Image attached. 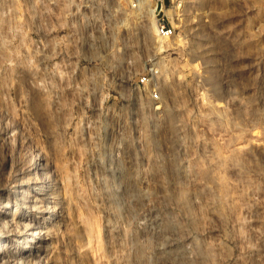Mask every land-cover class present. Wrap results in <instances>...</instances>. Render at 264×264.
Instances as JSON below:
<instances>
[{"label":"rangeland","instance_id":"374dc122","mask_svg":"<svg viewBox=\"0 0 264 264\" xmlns=\"http://www.w3.org/2000/svg\"><path fill=\"white\" fill-rule=\"evenodd\" d=\"M50 2L0 0V221L53 188L1 262L264 264V0H183L167 39L144 0L79 38Z\"/></svg>","mask_w":264,"mask_h":264},{"label":"built area","instance_id":"2783aa9c","mask_svg":"<svg viewBox=\"0 0 264 264\" xmlns=\"http://www.w3.org/2000/svg\"><path fill=\"white\" fill-rule=\"evenodd\" d=\"M48 5H52L50 0ZM112 0H63L65 6L69 7V12L65 13L62 20L64 21V27H61L60 32L62 37L75 36L79 37H93L95 35L102 34L101 31V16L106 17L111 12ZM147 1L152 7V14H156L155 31L161 38H170L174 35L175 25L170 22L167 12L176 10L183 0H144ZM73 8V10H72ZM61 18V16H60ZM101 32V33H100ZM59 56L61 62L65 59L64 56ZM158 76V70L150 68L149 71L143 74L137 80V86L152 85L154 88L150 91V97L153 100H159L160 92L155 87L154 79Z\"/></svg>","mask_w":264,"mask_h":264},{"label":"bare ground","instance_id":"6f19581e","mask_svg":"<svg viewBox=\"0 0 264 264\" xmlns=\"http://www.w3.org/2000/svg\"><path fill=\"white\" fill-rule=\"evenodd\" d=\"M173 20H174V18H173ZM174 25H175V20H174ZM52 190H53V188L48 184H39L36 187H34L33 188L34 195L30 196L29 200H31V201L35 200V201H37V203L35 205H33L32 207H30L28 204H26L24 206V210L26 213L25 214H23L24 212L21 213L20 216H18L17 221H13V222H12V220L0 221V226L3 227L5 232H6V233H0V237L7 236V237L12 238L15 235L13 228L16 229V227L18 228V226L23 227L25 229V231L27 229L30 230L31 227H36L37 229L38 228H45V225L52 219V217L40 215L39 216L40 220H39V218L36 214L39 215V213H44L48 210V199L46 200V195L48 193H51ZM11 192H14L16 194L17 190L16 189L11 190ZM15 194H13V195H15ZM52 197H54V196H51V199H49V203L55 202L56 198H52ZM42 199L46 200V205H43V203H40V202H43ZM23 201H25V199ZM16 209L17 208L11 209V207L9 205H5V206H3V210L0 211V214H9V216H10V214H12V212L17 211ZM32 222H34L35 224L33 223L31 225L30 223H32ZM37 229H35L34 231L31 232L32 239L29 240V241H31V243L34 242L36 235L39 233ZM25 233H27V232H20V235H27L28 236V234H25ZM37 242H39V241H37ZM18 244H19V242H18ZM1 246H0V248H1ZM2 251H4V250L0 249V253H2ZM1 258L2 257L0 254V264H3V262H1V260H2Z\"/></svg>","mask_w":264,"mask_h":264}]
</instances>
